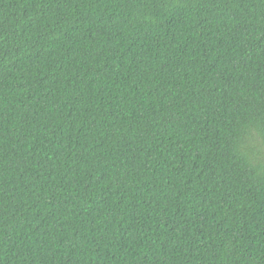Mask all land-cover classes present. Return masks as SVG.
Wrapping results in <instances>:
<instances>
[{"label": "trees", "instance_id": "obj_1", "mask_svg": "<svg viewBox=\"0 0 264 264\" xmlns=\"http://www.w3.org/2000/svg\"><path fill=\"white\" fill-rule=\"evenodd\" d=\"M0 264H264V0H0Z\"/></svg>", "mask_w": 264, "mask_h": 264}]
</instances>
